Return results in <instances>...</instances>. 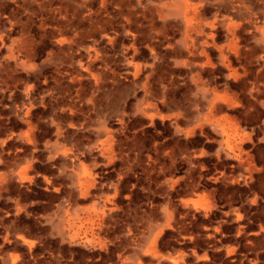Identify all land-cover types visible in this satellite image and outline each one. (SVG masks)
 I'll list each match as a JSON object with an SVG mask.
<instances>
[{"label": "rangeland", "instance_id": "obj_1", "mask_svg": "<svg viewBox=\"0 0 264 264\" xmlns=\"http://www.w3.org/2000/svg\"><path fill=\"white\" fill-rule=\"evenodd\" d=\"M190 2L0 0V264H264V0Z\"/></svg>", "mask_w": 264, "mask_h": 264}, {"label": "bare ground", "instance_id": "obj_2", "mask_svg": "<svg viewBox=\"0 0 264 264\" xmlns=\"http://www.w3.org/2000/svg\"><path fill=\"white\" fill-rule=\"evenodd\" d=\"M178 1H179L178 4L181 6V8L174 9L172 11V14L174 16H182L184 14L185 10H191V8L193 7L190 0H178ZM187 19H190V22L193 20L191 18H187ZM187 38H188V36H186L183 39V43L185 44V46L187 44ZM193 43H195V42L193 41Z\"/></svg>", "mask_w": 264, "mask_h": 264}, {"label": "crops", "instance_id": "obj_3", "mask_svg": "<svg viewBox=\"0 0 264 264\" xmlns=\"http://www.w3.org/2000/svg\"><path fill=\"white\" fill-rule=\"evenodd\" d=\"M178 2H179V1L177 0V5L175 6L174 9L181 8V6L178 4ZM174 9H173V10H174ZM173 16H174V15H173ZM186 36H188L187 40H189V35L187 34ZM197 40H198V39H196V38L193 39V41H194L195 43H193V41H192V42H191V43L193 44L192 46H194V45L196 44V41H197ZM187 45H188V43L186 44V48H188ZM192 46H191V47H192ZM194 48H195V46L193 47V49H194ZM203 53H204V52H203Z\"/></svg>", "mask_w": 264, "mask_h": 264}]
</instances>
